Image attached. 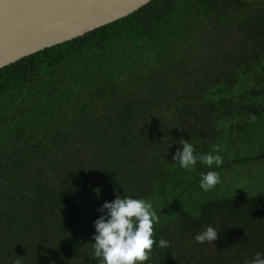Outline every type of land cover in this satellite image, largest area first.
<instances>
[{"label":"trees","instance_id":"1","mask_svg":"<svg viewBox=\"0 0 264 264\" xmlns=\"http://www.w3.org/2000/svg\"><path fill=\"white\" fill-rule=\"evenodd\" d=\"M181 138L222 165L181 168ZM117 195L151 201L169 241L145 264L264 253V0H153L0 68V264H99Z\"/></svg>","mask_w":264,"mask_h":264},{"label":"water","instance_id":"2","mask_svg":"<svg viewBox=\"0 0 264 264\" xmlns=\"http://www.w3.org/2000/svg\"><path fill=\"white\" fill-rule=\"evenodd\" d=\"M153 0H0V68L118 21Z\"/></svg>","mask_w":264,"mask_h":264},{"label":"clouds","instance_id":"3","mask_svg":"<svg viewBox=\"0 0 264 264\" xmlns=\"http://www.w3.org/2000/svg\"><path fill=\"white\" fill-rule=\"evenodd\" d=\"M250 119L254 122L255 115ZM182 148H177L172 160L186 170H191L199 160L208 168L213 165L219 167L223 163V157L219 154L220 146L214 145L212 152L195 155V149L189 140L181 138L177 141ZM221 182L218 172L208 171L201 174L200 188L209 191ZM101 215L94 222L95 241L93 258L99 264H145L150 259L154 246L159 248L169 247V241L161 238L157 244L154 239V225L159 222V217L153 210L151 201L143 198H132L117 195L112 202H105L97 209ZM219 231L209 225L195 236V241L204 244L214 243ZM21 264V259L14 261ZM244 264H264V253L256 252L250 260Z\"/></svg>","mask_w":264,"mask_h":264}]
</instances>
